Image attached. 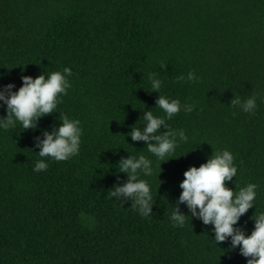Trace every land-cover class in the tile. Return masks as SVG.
Instances as JSON below:
<instances>
[{
	"label": "trees",
	"instance_id": "obj_1",
	"mask_svg": "<svg viewBox=\"0 0 264 264\" xmlns=\"http://www.w3.org/2000/svg\"><path fill=\"white\" fill-rule=\"evenodd\" d=\"M65 66L70 87L52 112L34 127L0 128V264H245L239 245L215 241L178 197L188 167L228 149L236 175L225 186L257 185L234 228L250 234L264 211V0H0V89ZM159 95L181 110L165 116ZM249 96L252 111L232 104ZM145 111L165 119L150 135L176 133L162 158L147 150L154 141L129 135L143 130ZM61 116L80 121L77 153L40 157L38 140ZM140 154L152 161L138 175L150 185L148 216L108 195L128 179L120 159ZM41 159L47 167L33 171Z\"/></svg>",
	"mask_w": 264,
	"mask_h": 264
},
{
	"label": "clouds",
	"instance_id": "obj_2",
	"mask_svg": "<svg viewBox=\"0 0 264 264\" xmlns=\"http://www.w3.org/2000/svg\"><path fill=\"white\" fill-rule=\"evenodd\" d=\"M70 74L71 69L65 66L62 72L51 71L47 77L43 74L34 78L22 76V83L15 91H12L14 86L11 83L5 85L4 89H0V101L6 105L7 115L0 118V128H8L17 121L22 128L34 127L36 119L52 112L59 94L65 93L70 87L67 79ZM187 78H194L191 71L188 72ZM150 84L152 90H157L161 81L151 75ZM156 103L167 117L181 110L177 98L169 99L159 95ZM232 104H239L243 111L249 112L255 109L256 100L254 96H249L241 102L235 97ZM183 107L185 111H191V105L185 104ZM59 120L60 124L53 132L45 131L43 138L38 140L36 146L39 148L37 154L40 157L50 156L55 160H65L77 153L81 135L80 121L67 116H61ZM143 124V130L133 127L130 131L129 135L133 141H154L147 143V150L157 158L174 151L178 142L175 132L150 135L165 124L164 117L145 111ZM179 137L180 141L187 139L183 129H180ZM118 165L120 172L127 173L128 179L125 183L115 186L108 195L118 197L123 194L131 199V204L141 215L148 216L153 203L150 185L145 179L138 178V175L141 172L144 176L150 175L152 161L143 154L129 155L127 158H121ZM46 167V161L37 160L33 171ZM235 175L236 165L233 163L232 153L228 149H221L199 166H190L184 171V179L179 185L181 192L178 201L184 202L192 214L198 216L204 224L213 225L215 241H224L226 237H230L231 246L239 245L240 254L246 258L245 264H264V211L254 216V227L250 234L245 235L234 228L241 214L253 205L257 185L249 182L234 192L232 188L226 187L224 182ZM185 217L173 208L170 219L174 224L183 226Z\"/></svg>",
	"mask_w": 264,
	"mask_h": 264
}]
</instances>
